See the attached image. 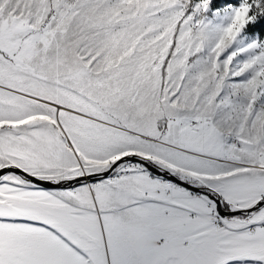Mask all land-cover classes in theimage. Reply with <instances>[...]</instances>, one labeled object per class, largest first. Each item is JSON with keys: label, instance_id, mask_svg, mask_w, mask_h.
Masks as SVG:
<instances>
[{"label": "snow or ice", "instance_id": "1", "mask_svg": "<svg viewBox=\"0 0 264 264\" xmlns=\"http://www.w3.org/2000/svg\"><path fill=\"white\" fill-rule=\"evenodd\" d=\"M0 264H264V0H0Z\"/></svg>", "mask_w": 264, "mask_h": 264}]
</instances>
